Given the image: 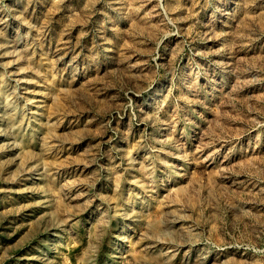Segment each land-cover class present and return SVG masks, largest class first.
I'll return each mask as SVG.
<instances>
[{
	"label": "rangeland",
	"instance_id": "374dc122",
	"mask_svg": "<svg viewBox=\"0 0 264 264\" xmlns=\"http://www.w3.org/2000/svg\"><path fill=\"white\" fill-rule=\"evenodd\" d=\"M0 264H264V0H0Z\"/></svg>",
	"mask_w": 264,
	"mask_h": 264
}]
</instances>
